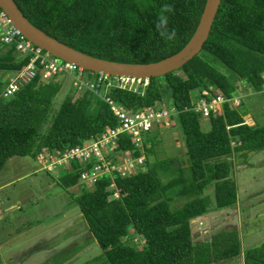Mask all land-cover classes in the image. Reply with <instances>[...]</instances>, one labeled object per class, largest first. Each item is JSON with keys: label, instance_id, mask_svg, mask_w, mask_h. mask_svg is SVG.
I'll return each mask as SVG.
<instances>
[{"label": "trees", "instance_id": "trees-1", "mask_svg": "<svg viewBox=\"0 0 264 264\" xmlns=\"http://www.w3.org/2000/svg\"><path fill=\"white\" fill-rule=\"evenodd\" d=\"M13 1L46 34L90 55L126 62L155 61L177 51L193 32L204 3ZM26 59L11 45L0 42L1 73L19 68ZM241 83L256 92L263 89L264 0H219L197 53L175 69L148 77L146 84H138L134 90L119 86L108 89L113 101L126 108L156 101L173 105L184 160L163 156L148 161L146 151H152L148 133L141 150L144 167L130 175L101 172L86 184L78 176L81 171L90 172L91 162L83 165L77 159L51 172L63 171L55 175L72 195L71 203L98 249L86 257L90 264H236L231 259L239 254L242 264H264V238L249 244L243 241L246 232L238 225L194 239L188 224V219L211 208L235 204L232 162H245L249 152L264 148V122H242L247 104L233 106L225 101L222 113L206 118L207 127L191 108V93L210 85L231 96ZM3 86L0 78V168L10 156L29 154L35 158L43 147L57 150L77 144L103 126L116 124L108 104L88 90L77 93L67 89L56 99L58 77L41 80L36 75L10 95L1 94ZM116 148L140 153L125 133L120 134ZM229 156L231 162L226 159ZM76 184L79 188L73 192L71 187ZM208 185L211 199L204 192ZM179 199L177 205L170 204Z\"/></svg>", "mask_w": 264, "mask_h": 264}, {"label": "rangeland", "instance_id": "rangeland-1", "mask_svg": "<svg viewBox=\"0 0 264 264\" xmlns=\"http://www.w3.org/2000/svg\"><path fill=\"white\" fill-rule=\"evenodd\" d=\"M92 73L88 70L89 76ZM3 76L0 72V78L5 83ZM63 76L60 77L56 99L67 89H73L70 79ZM234 94L238 95L240 103L247 104L245 113L253 121L264 122V88L256 92L241 83ZM175 116L172 119L174 125L164 127L152 124L149 132L152 151H146L148 161L163 156L183 159V141ZM200 121L203 126H208L206 118L201 117ZM146 144L149 146L150 142ZM230 157L226 158L229 162ZM239 161L241 159L232 162L230 167L236 189L238 187V202L221 210L213 209L215 211L195 220L196 225L191 229L194 239L208 238L220 228L238 225L241 232H246L243 241L252 244L264 238V150L262 153L249 152L245 159L249 164ZM62 172L45 171L29 154L6 159L0 168V264H90L87 258L97 253L98 249L93 246L92 236L76 205L71 203L72 195L56 176ZM71 188L76 192L79 185ZM204 192L211 199V185L206 186ZM180 202L181 199L171 200L170 204ZM247 217L249 220H246ZM239 255L231 261L242 264ZM78 257L87 258L77 262Z\"/></svg>", "mask_w": 264, "mask_h": 264}, {"label": "built area", "instance_id": "built-area-1", "mask_svg": "<svg viewBox=\"0 0 264 264\" xmlns=\"http://www.w3.org/2000/svg\"><path fill=\"white\" fill-rule=\"evenodd\" d=\"M0 42L11 45L18 55L27 58L19 68L4 73L5 83L1 91L2 95L14 93L36 75L41 80L60 78L64 75V78L70 79V84L77 93L83 90L92 92L104 100L116 116L114 126L105 125L99 132L83 139L80 143L65 145L57 150L41 148L35 158L44 170L56 172L59 166H68L72 159H77L83 165L91 162L90 172L81 171L78 176V180L84 181L86 184H90L101 172H105L109 176H113V174L130 175L144 167L145 154L141 151L142 144L144 137L151 131L152 124L164 127L173 125L172 119L177 112L173 105L156 101L149 105L126 108L115 103L107 93L111 86L134 90L138 84H146L148 78L109 74L102 71H93L89 76L88 69L61 59L28 39L12 23L1 7ZM262 86L264 88V84ZM193 94L191 108L202 118H207L210 114L222 113L225 101L233 106L240 103L238 95L225 96L210 85ZM242 122L252 124L253 119L248 113H245L242 114ZM121 133L127 134L130 142L140 153L133 154L127 148H116Z\"/></svg>", "mask_w": 264, "mask_h": 264}, {"label": "water", "instance_id": "water-1", "mask_svg": "<svg viewBox=\"0 0 264 264\" xmlns=\"http://www.w3.org/2000/svg\"><path fill=\"white\" fill-rule=\"evenodd\" d=\"M218 3L219 0H204L197 23L186 42L177 51L148 62L117 61L90 55L59 41L33 25L13 0H0V7L28 39L61 59L71 61L92 71L148 78L179 67L198 52L208 34Z\"/></svg>", "mask_w": 264, "mask_h": 264}, {"label": "crops", "instance_id": "crops-1", "mask_svg": "<svg viewBox=\"0 0 264 264\" xmlns=\"http://www.w3.org/2000/svg\"><path fill=\"white\" fill-rule=\"evenodd\" d=\"M193 93H195V92H193ZM264 149L262 148V149H259L258 151H260L261 153H262V151H263ZM263 155V154H262ZM250 162L249 161H247V162H245V164H249ZM237 190H238V187H237ZM238 192V191H237ZM236 192V193H237ZM238 198V197H237ZM238 202V200L235 202V203H237ZM227 207V206H226ZM222 208H225V207H221V208H217V209H215L216 211L217 210H221ZM215 210H213L212 208L211 209H209V210H207V211H205L204 213H202V214H200V215H197V216H195V217H192V218H190V219H188V224H189V227H190V230L192 229V227H194L196 224L194 223V221L195 220H197L198 221V219H202V217H204V214H206V213H209V212H211V211H215ZM239 210V209H238ZM201 223V222H200ZM201 225H202V223H201ZM251 236V235H250ZM249 236V237H250Z\"/></svg>", "mask_w": 264, "mask_h": 264}, {"label": "clouds", "instance_id": "clouds-1", "mask_svg": "<svg viewBox=\"0 0 264 264\" xmlns=\"http://www.w3.org/2000/svg\"><path fill=\"white\" fill-rule=\"evenodd\" d=\"M168 6H166V8H167ZM243 114H245V113H243ZM254 122V121H253Z\"/></svg>", "mask_w": 264, "mask_h": 264}]
</instances>
